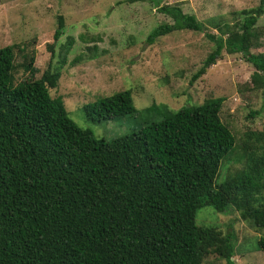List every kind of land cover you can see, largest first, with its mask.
Listing matches in <instances>:
<instances>
[{
    "label": "trees",
    "instance_id": "1",
    "mask_svg": "<svg viewBox=\"0 0 264 264\" xmlns=\"http://www.w3.org/2000/svg\"><path fill=\"white\" fill-rule=\"evenodd\" d=\"M162 1L148 3L171 22L154 28L147 44L192 31L214 45L190 84L225 51L242 55L264 87V55L250 53L264 0L236 13L232 24L220 16L203 24ZM62 29L59 19L54 42ZM15 47L0 48V264H202L210 254L236 264L233 233L199 227L195 216L203 207L222 215L234 208L264 231V205H256L264 191V127L246 131L238 145L246 169L217 183L236 147L220 119L224 99L177 111L152 104L144 112L159 121L105 141L78 127L62 98L50 96L60 78L51 62L33 79L30 58V78L17 83ZM83 109L98 122L137 114L130 90ZM256 248L264 264V237Z\"/></svg>",
    "mask_w": 264,
    "mask_h": 264
},
{
    "label": "rangeland",
    "instance_id": "2",
    "mask_svg": "<svg viewBox=\"0 0 264 264\" xmlns=\"http://www.w3.org/2000/svg\"><path fill=\"white\" fill-rule=\"evenodd\" d=\"M259 4L260 0L161 3L177 6L203 24L219 16L232 24L239 19L236 13L255 9ZM59 19L63 21L62 36L54 42ZM170 22L148 0H0V48L16 45L17 83L30 78L29 71L24 70L30 58L31 69L35 70L33 79H39L51 62V71H58L60 78L50 96L62 98L78 127L91 130L97 139L105 141L135 133L147 121H159L160 116L144 112L152 104L177 111L211 99H224L220 119L234 135L236 147L221 163L216 180L221 183L246 169L247 156L238 145L246 131L264 127V87L261 80L254 81L255 70L242 55L225 51L203 76L190 84L214 45L204 33L192 31L160 37L152 45L146 43L154 28ZM208 31L216 34L209 26ZM254 32L250 53L264 55V14ZM124 90L132 92L137 114L100 122L85 116L84 105ZM256 201L257 206L264 205V191ZM228 211L222 215L203 207L196 213V225L222 235L233 233L236 264H262L256 243L264 237V231L241 220L234 208ZM202 264L225 261L210 254Z\"/></svg>",
    "mask_w": 264,
    "mask_h": 264
}]
</instances>
